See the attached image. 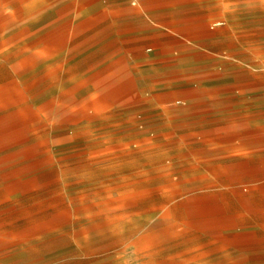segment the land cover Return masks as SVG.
Listing matches in <instances>:
<instances>
[{
	"label": "rangeland",
	"instance_id": "1",
	"mask_svg": "<svg viewBox=\"0 0 264 264\" xmlns=\"http://www.w3.org/2000/svg\"><path fill=\"white\" fill-rule=\"evenodd\" d=\"M145 1L162 2L168 22L162 85L182 86L208 51L177 31L198 27L212 0ZM74 2L0 0V264L214 260L213 223L162 138V105L134 103L133 118L114 123L119 111L79 109L65 91L85 38ZM218 2L231 23L264 27V0ZM231 48L252 56L264 45Z\"/></svg>",
	"mask_w": 264,
	"mask_h": 264
},
{
	"label": "crops",
	"instance_id": "2",
	"mask_svg": "<svg viewBox=\"0 0 264 264\" xmlns=\"http://www.w3.org/2000/svg\"><path fill=\"white\" fill-rule=\"evenodd\" d=\"M74 5L85 38L78 64L64 72L65 91L78 94L79 109L119 111L106 118L114 123L133 118L134 103L162 105V138L190 174L193 206L213 223L215 258L201 264H264V50L250 56L231 48L264 45L262 24L231 23L212 0L198 27L177 31L207 46V68L169 87L162 85V2Z\"/></svg>",
	"mask_w": 264,
	"mask_h": 264
}]
</instances>
